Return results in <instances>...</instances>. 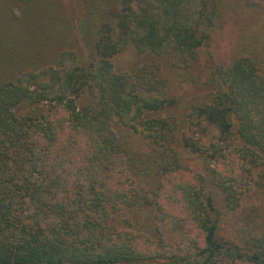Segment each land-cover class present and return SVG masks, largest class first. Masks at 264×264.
Segmentation results:
<instances>
[{
	"label": "trees",
	"instance_id": "16d2710c",
	"mask_svg": "<svg viewBox=\"0 0 264 264\" xmlns=\"http://www.w3.org/2000/svg\"><path fill=\"white\" fill-rule=\"evenodd\" d=\"M223 3L0 0V264H264V30L218 63Z\"/></svg>",
	"mask_w": 264,
	"mask_h": 264
},
{
	"label": "rangeland",
	"instance_id": "374dc122",
	"mask_svg": "<svg viewBox=\"0 0 264 264\" xmlns=\"http://www.w3.org/2000/svg\"><path fill=\"white\" fill-rule=\"evenodd\" d=\"M217 27L213 32V38L209 46V51L218 63L227 64L234 57L236 51L241 47L243 41L252 34L264 30V0H224ZM76 28L77 35L81 38V30ZM82 33V32H81ZM200 81L198 86L192 87L187 82L177 77L171 71L170 64L161 66V74L166 78L167 91L169 96L177 97L182 103L186 99L198 95L201 82L204 80L210 57L205 48L200 50ZM119 137L125 140L140 152H148V147L139 136L124 127L116 126ZM184 161L193 170L204 172L205 163L201 156L184 152ZM234 264H247L245 262H235Z\"/></svg>",
	"mask_w": 264,
	"mask_h": 264
}]
</instances>
